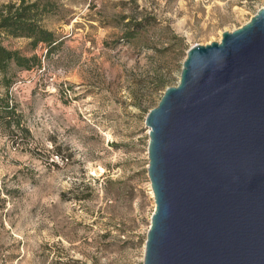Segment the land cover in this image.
Segmentation results:
<instances>
[{
  "label": "rangeland",
  "instance_id": "obj_1",
  "mask_svg": "<svg viewBox=\"0 0 264 264\" xmlns=\"http://www.w3.org/2000/svg\"><path fill=\"white\" fill-rule=\"evenodd\" d=\"M57 2L43 21L52 51L0 38L39 62L11 67L21 126L0 120V264H142L154 209L145 113L189 46L218 41L264 0Z\"/></svg>",
  "mask_w": 264,
  "mask_h": 264
},
{
  "label": "water",
  "instance_id": "obj_2",
  "mask_svg": "<svg viewBox=\"0 0 264 264\" xmlns=\"http://www.w3.org/2000/svg\"><path fill=\"white\" fill-rule=\"evenodd\" d=\"M143 123L142 264H264V6L189 46Z\"/></svg>",
  "mask_w": 264,
  "mask_h": 264
},
{
  "label": "trees",
  "instance_id": "obj_3",
  "mask_svg": "<svg viewBox=\"0 0 264 264\" xmlns=\"http://www.w3.org/2000/svg\"><path fill=\"white\" fill-rule=\"evenodd\" d=\"M59 7L57 0H6L0 2V38L1 36L24 37L29 39L31 47L44 43L52 51L60 40L53 30L46 28L43 21L54 14ZM139 28L142 26L137 24ZM36 56L22 55L18 50L5 47L0 41V120L9 126L21 125V114L9 99L8 89L12 84L11 67L29 69L37 64ZM164 86L163 80L157 82Z\"/></svg>",
  "mask_w": 264,
  "mask_h": 264
},
{
  "label": "bare ground",
  "instance_id": "obj_4",
  "mask_svg": "<svg viewBox=\"0 0 264 264\" xmlns=\"http://www.w3.org/2000/svg\"><path fill=\"white\" fill-rule=\"evenodd\" d=\"M100 169H101V168H100ZM100 169H99V170H100ZM100 171H101V170H100Z\"/></svg>",
  "mask_w": 264,
  "mask_h": 264
}]
</instances>
